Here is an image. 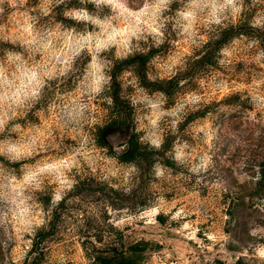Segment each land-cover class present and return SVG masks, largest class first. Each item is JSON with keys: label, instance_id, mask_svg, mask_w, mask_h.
<instances>
[{"label": "clouds", "instance_id": "obj_1", "mask_svg": "<svg viewBox=\"0 0 264 264\" xmlns=\"http://www.w3.org/2000/svg\"><path fill=\"white\" fill-rule=\"evenodd\" d=\"M0 28V264H91L83 245L37 248L36 237L54 231L58 208L67 209L59 227L69 238L118 234L107 212L113 197L143 192L167 211L166 186L208 173L213 105L239 102L264 120V0H0ZM210 49L214 66L178 81L174 106L137 110L135 133L151 163L124 159L127 145L101 143L85 130L100 123L97 106L114 104V81L135 89L133 106L141 102L134 97H147L132 72L115 73L130 57L155 50L148 65L156 73L147 79L170 83ZM212 77L220 87H209ZM41 111L51 124L29 119ZM244 205L236 264H264V198Z\"/></svg>", "mask_w": 264, "mask_h": 264}, {"label": "rangeland", "instance_id": "obj_2", "mask_svg": "<svg viewBox=\"0 0 264 264\" xmlns=\"http://www.w3.org/2000/svg\"><path fill=\"white\" fill-rule=\"evenodd\" d=\"M4 34L5 30L0 28V36ZM116 35L114 30L109 41L115 42ZM231 35L230 32L225 33L224 39H229ZM156 54L155 50L148 55L137 53L134 58L130 57L115 69L117 75L121 74V69L132 72L140 86L145 88L147 97H134L133 102H141L133 106L130 97L135 89L131 85L122 88L114 81L112 95L114 97L118 94L119 102L111 106H97L93 115L100 123L91 128L86 127V131L116 147L127 145L130 135L135 133L138 115L142 114L138 113V109L146 111L147 104L153 109H156L157 104L164 109L174 106L176 95L183 92L177 86L178 81L184 78L191 81L198 74H208V65L214 66L210 49L202 60L190 64V71L179 74L172 82L157 79L152 83L148 81L147 74H155L156 69L148 65V61ZM200 83L203 85L204 81ZM220 86L214 77L210 79L209 87ZM157 91L164 95L157 96ZM117 110L124 111V124L105 130L104 126ZM153 115L156 113L153 112ZM197 116L203 117L204 113L198 112ZM37 117L45 125L51 124L54 119L43 111L29 119L36 120ZM207 118L217 132L209 145L213 166L206 174L196 175L192 179L182 178L176 184L166 186L171 193L170 196L165 195L169 210L158 211L153 199L143 192L134 200L113 197L112 206L107 212L111 222L121 225L120 232L105 233L99 240L94 239L91 232L88 236L81 235L72 239L64 234L66 229L61 230L59 227L61 217L67 211L62 205L56 210L60 215L53 221L54 231L41 232L36 237L37 248L51 252L60 245L67 252L72 245L77 248L83 245L91 264H236V250L240 245L234 241L240 236L246 215L244 200L252 195L264 198V120L254 121L239 102L225 104L223 107L213 105ZM148 134L142 131L139 136ZM142 146L147 147V144ZM145 161L151 163L146 152L135 162L143 165ZM193 170H197L196 166ZM82 189L85 195L90 190L87 184ZM145 200L147 203H141ZM44 203L47 205L49 202ZM224 235L233 239L225 242L222 239ZM245 264L248 262L245 261Z\"/></svg>", "mask_w": 264, "mask_h": 264}, {"label": "trees", "instance_id": "obj_3", "mask_svg": "<svg viewBox=\"0 0 264 264\" xmlns=\"http://www.w3.org/2000/svg\"><path fill=\"white\" fill-rule=\"evenodd\" d=\"M120 97L118 94L114 95V103L117 104L119 102ZM126 120L125 113L122 110H117L116 113H114L112 119L104 126L105 130L113 129L115 126L118 124H124L123 122ZM101 143H107L104 141V139L100 140ZM128 153L124 159H135V161L141 157L144 156L145 151L144 148L145 146H142L138 143V136L136 133H132L129 137L128 143ZM125 257L123 256L122 259Z\"/></svg>", "mask_w": 264, "mask_h": 264}, {"label": "built area", "instance_id": "obj_4", "mask_svg": "<svg viewBox=\"0 0 264 264\" xmlns=\"http://www.w3.org/2000/svg\"><path fill=\"white\" fill-rule=\"evenodd\" d=\"M168 264H178V263H176V262H170V263H168Z\"/></svg>", "mask_w": 264, "mask_h": 264}]
</instances>
